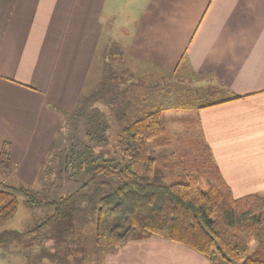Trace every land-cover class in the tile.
<instances>
[{
  "label": "crops",
  "instance_id": "crops-1",
  "mask_svg": "<svg viewBox=\"0 0 264 264\" xmlns=\"http://www.w3.org/2000/svg\"><path fill=\"white\" fill-rule=\"evenodd\" d=\"M116 32L124 70L196 79L208 99L193 108L196 121L234 198L264 195V0H0V154L6 146L14 167L0 184L38 185L63 117ZM142 239L105 253L104 264H210L186 246Z\"/></svg>",
  "mask_w": 264,
  "mask_h": 264
},
{
  "label": "trees",
  "instance_id": "trees-1",
  "mask_svg": "<svg viewBox=\"0 0 264 264\" xmlns=\"http://www.w3.org/2000/svg\"><path fill=\"white\" fill-rule=\"evenodd\" d=\"M112 67L95 91L81 99L73 122L68 124L66 117L67 135L52 146L40 186L1 184L0 247L19 240L31 244L36 237L24 236L49 226L53 231L69 218L67 213L80 210L78 215L91 212L93 217L100 255L91 254L97 264L137 233L186 246L210 264H264V195L234 198L200 129V139L170 136L166 111L158 109L122 128L116 138L118 157L105 150L109 127L104 112L93 104L101 101L112 111L113 105L121 106L120 121L126 120L128 108L125 100L119 101L118 84L109 81L115 76ZM13 168L4 146L0 169L7 174ZM21 199L31 208L47 207L48 218L36 230L14 237L4 227L17 215ZM83 201L88 208L78 210Z\"/></svg>",
  "mask_w": 264,
  "mask_h": 264
},
{
  "label": "rangeland",
  "instance_id": "rangeland-1",
  "mask_svg": "<svg viewBox=\"0 0 264 264\" xmlns=\"http://www.w3.org/2000/svg\"><path fill=\"white\" fill-rule=\"evenodd\" d=\"M133 3V5H140L139 1H137V3ZM125 5H127V2H120V6ZM108 36V34H105L103 40ZM111 36L112 35H110V39ZM116 36L118 37V40H105L102 43V50L100 52L99 58L97 59L95 65H93L92 71L88 76L86 92L81 97L82 99L84 96L91 95L95 91V88L100 82H102V73H105L107 70H109V67L112 65L115 76L109 81H111L114 85L118 84V91L120 92V96H118L119 101L123 102L125 100L128 103V108L125 111L127 117L126 120L120 121L117 119L116 115L121 111V106L113 105L112 111L101 101L93 104L94 108L97 107L102 112H104L106 122L109 127L107 132L109 142L105 150L111 151L109 152L111 155L118 157V155H116V138L122 128L132 123L136 118L143 117L145 114L152 113L158 109H162L163 111L167 112H165V126L167 129V134L170 136H181L184 140H192V137H197L200 139L199 125L196 121L197 114L194 112L193 108L202 106L203 103H206L208 99L203 98V96L200 94V92H203L202 90L200 91L194 88L196 79L189 78L188 76L190 75L183 76L180 74H177L173 77L161 75L149 77V75L147 76V74L142 73L140 69L137 70L136 68H132L130 70L127 67L124 70V62H122L123 59H121L122 55L119 49L126 40L121 34L119 35V32H116ZM108 62L109 64H107ZM116 63H118V65H115ZM140 66L142 69L144 65ZM98 67L101 77L97 83L91 86L92 82L97 79ZM104 76L105 74L103 77ZM111 87L113 89V85ZM113 93L118 94L116 90H114ZM77 109L78 106L72 112L67 113L65 117H63L61 128L55 141H58L67 135L69 128H67L68 125L66 117L70 118L68 124L72 123L73 121L71 119L75 116L73 114L75 111H77ZM52 157L53 152L49 157L46 158L45 162L42 163L40 168L41 173H43V164H49ZM3 176L4 177L0 176V181L7 183V181H5L6 174H3ZM7 180L10 184H12V179ZM37 183L38 185L41 184L39 181ZM38 185L36 186L35 183L33 188L35 186V188H37ZM23 201V199L20 200L18 213L15 218L4 227L5 231L15 232L24 230L23 232H27L28 230H32L31 228L34 227L36 230L39 226L45 223V219L46 217L48 218V216H46L43 220L41 219L44 217V215H46V209L48 208L44 206H35L31 208L25 205ZM87 205L88 202L83 201L77 204L76 207L78 210L80 207L87 209ZM79 211L73 214L67 213L69 218L61 219V221L53 228V233L48 232L49 230L51 231V229L44 231L43 229L45 227L43 229L40 228L39 230H36V232H38L37 237L31 244L26 240H20L17 244V247L12 248V246H9L7 249L0 250V258L4 259L5 263L9 264H25L24 261L27 260L29 262L27 264H97L98 259L94 258V256L92 257L91 254L92 251H96L100 255L98 247H96L93 243V217L90 216L91 212H87V215L85 216H82V214L80 216L78 215L80 213ZM13 235L14 237L19 236L17 233H13ZM91 235H93V237H91ZM24 237H29L27 239H32L30 236ZM144 237L150 236H143L141 233H137L134 234L131 239H134V244L138 245L140 243L139 240H143L142 238ZM19 256L20 258H18ZM86 256L90 258L87 259Z\"/></svg>",
  "mask_w": 264,
  "mask_h": 264
},
{
  "label": "water",
  "instance_id": "water-1",
  "mask_svg": "<svg viewBox=\"0 0 264 264\" xmlns=\"http://www.w3.org/2000/svg\"><path fill=\"white\" fill-rule=\"evenodd\" d=\"M0 187H1V184H0Z\"/></svg>",
  "mask_w": 264,
  "mask_h": 264
}]
</instances>
